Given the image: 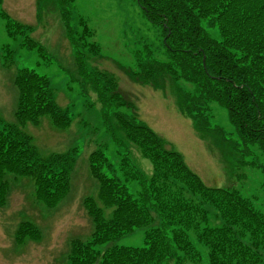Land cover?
Instances as JSON below:
<instances>
[{
    "label": "trees",
    "instance_id": "1",
    "mask_svg": "<svg viewBox=\"0 0 264 264\" xmlns=\"http://www.w3.org/2000/svg\"><path fill=\"white\" fill-rule=\"evenodd\" d=\"M55 1L74 49L77 78L84 88L91 85L96 92L104 129L116 146L112 151L94 148L88 155L97 189L94 196L83 199V205L92 228L89 239L75 242L77 247L66 254L67 264H260L264 259V211L255 196L233 183L246 168H256L264 159V0H133L157 29L160 47L147 44L135 50L136 68L125 73L133 74L134 80H150L153 86L160 79V88L167 83L173 86L176 108L194 125L212 132L211 141L218 140L216 145L231 160L233 183L226 187L205 185L179 154L138 121L132 104L118 90L116 75L108 74L112 78L105 83L101 79L105 76L87 70V52L101 57L94 32L82 18L77 26L71 23L72 0ZM1 3L0 19L7 34H25L23 27L31 34V27L11 19ZM30 41L41 57L36 65L48 63L43 60V47ZM17 71L18 85L31 82L30 89L23 90L19 116L22 110H40L45 98L49 110L57 105L46 75L36 68ZM82 95L87 96L85 90ZM113 103L129 110L113 112L118 135L108 119ZM213 103L225 109L228 130L216 124L206 126L209 117L213 118ZM65 115L58 111L55 118ZM0 134L15 141L13 129L3 127ZM0 141L5 143L2 137ZM18 141L28 147V157L19 154L20 169L34 176L39 197L56 205L66 193L67 172L74 162L68 165V157L63 162L61 154L42 160L35 144H26L25 136H18ZM131 147L149 161L150 174L133 164L128 154ZM5 160L0 149V162ZM7 181L0 175V201ZM135 229L143 230L140 246L116 243ZM21 231L30 234L31 229L22 227Z\"/></svg>",
    "mask_w": 264,
    "mask_h": 264
},
{
    "label": "rangeland",
    "instance_id": "2",
    "mask_svg": "<svg viewBox=\"0 0 264 264\" xmlns=\"http://www.w3.org/2000/svg\"><path fill=\"white\" fill-rule=\"evenodd\" d=\"M2 6L11 19L26 27H36L33 37L44 45L46 58L43 60L49 62L37 66L41 57L36 49H32V35L24 27L25 34L24 31L7 34L0 19V130L5 127L15 131V141H8L9 135L0 134L5 142L0 141V149L3 157L8 158L0 162V175L8 180L5 196L0 201V264H67L66 254L77 247L75 242L87 241L92 228L83 205V199L87 195L94 196L97 189L95 180L90 176L88 155L94 148L112 151L116 146L104 129L101 104L93 87L87 86L90 97H81L83 88L76 75L78 66L55 0H3ZM80 18L93 30L94 40L101 47V57L96 60L87 52V70L91 74L105 76L101 78L104 82L112 78L108 74L116 75L118 90L123 93V98L135 102L131 103L138 121L168 149L179 154L187 168L201 181L209 186L231 185V160L225 156L220 145H216L218 140L210 141L212 132L208 133L203 125H194L174 107L173 86L167 83L162 89L163 94L158 89L160 79L156 80L159 83L155 87H150L143 85L151 84L150 80L136 78L134 82L133 74H125L123 68H136L135 50L143 49L147 44L160 47L157 29L145 20L135 2L72 0L71 23L77 26ZM159 53L162 54L161 51ZM23 67L36 68L40 74L46 75L48 84L58 95V102L64 104L71 99L73 109L68 110L64 118H55L58 111L54 107L48 109L46 98L42 105L39 104L40 110L36 111L33 107L22 110L18 115V109L23 106V90L31 87L30 81L25 87H21V82L18 85L17 69ZM20 76L23 77V74ZM182 83L191 89L189 83ZM30 102L34 101L30 99ZM118 108L129 112L126 106L116 107L113 103L108 119L117 135L114 125L117 117L113 112ZM210 108L213 118L209 117L206 126L214 128L213 124H216L228 130L226 111L215 103ZM41 109L44 110L41 112ZM17 135L25 136L26 144H35L42 160L61 154L63 162L68 157V165L71 161L75 163L67 172L66 193L56 205L39 197L34 176L28 170L20 169L22 162L19 161V154L28 157L25 149L28 147L19 143ZM124 142L127 141L124 139ZM128 154L141 172L150 173V164L140 150L131 147ZM233 184L255 196L264 211V159L258 162L256 168H246L240 180H235ZM22 227L31 229L30 234H24ZM116 243L140 246L143 230L135 229ZM260 264H264V259Z\"/></svg>",
    "mask_w": 264,
    "mask_h": 264
}]
</instances>
